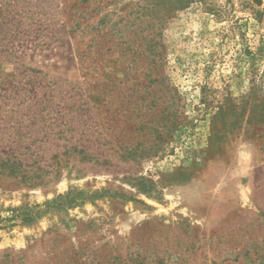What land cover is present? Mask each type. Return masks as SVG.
I'll return each mask as SVG.
<instances>
[{
	"label": "rangeland",
	"instance_id": "rangeland-1",
	"mask_svg": "<svg viewBox=\"0 0 264 264\" xmlns=\"http://www.w3.org/2000/svg\"><path fill=\"white\" fill-rule=\"evenodd\" d=\"M0 161V264H264V0H0Z\"/></svg>",
	"mask_w": 264,
	"mask_h": 264
},
{
	"label": "trees",
	"instance_id": "trees-1",
	"mask_svg": "<svg viewBox=\"0 0 264 264\" xmlns=\"http://www.w3.org/2000/svg\"><path fill=\"white\" fill-rule=\"evenodd\" d=\"M1 162H2V161H0V166H1ZM3 165H6V166H7L8 164L3 163ZM20 166H22V163H21V162H16V161H15L14 163H12V167H14V169H16V168L19 169ZM40 176H41V175H40ZM22 178H24V177H22ZM35 185H36V183H35ZM37 185H38V184H37Z\"/></svg>",
	"mask_w": 264,
	"mask_h": 264
}]
</instances>
